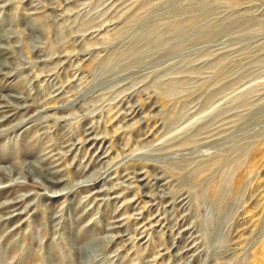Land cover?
I'll use <instances>...</instances> for the list:
<instances>
[{
	"label": "rangeland",
	"instance_id": "374dc122",
	"mask_svg": "<svg viewBox=\"0 0 264 264\" xmlns=\"http://www.w3.org/2000/svg\"><path fill=\"white\" fill-rule=\"evenodd\" d=\"M21 198L0 264H264V0H0Z\"/></svg>",
	"mask_w": 264,
	"mask_h": 264
},
{
	"label": "bare ground",
	"instance_id": "6f19581e",
	"mask_svg": "<svg viewBox=\"0 0 264 264\" xmlns=\"http://www.w3.org/2000/svg\"><path fill=\"white\" fill-rule=\"evenodd\" d=\"M14 97V96H13ZM5 99V98H4ZM2 101H4V100H2ZM6 103V102H5ZM7 105V104H6ZM8 106V105H7ZM16 106V105H15ZM3 108L5 107V105H3L2 106ZM17 109H16V111H18V110H21V108H23V107H16ZM43 159V158H42ZM44 160V159H43ZM30 165V167L31 168H33L34 169V172L35 173H38V174H41V175H45L43 178L45 179V180H49V182L50 183H52V184H56V183H58L59 181H55V180H53L52 178L54 177L53 176V174H55V173H57V171H53V167H47L46 169L44 168V171L42 170H40L39 169V166H38V162L37 161H33L32 163H30L29 164ZM50 176H53V177H50ZM42 177V176H41ZM102 192V190H97V191H95L94 192V194H100ZM59 195H62L61 193H57V192H54L53 193V195H52V197H57V196H59ZM96 196V195H95ZM22 198L20 199V200H17L16 202L13 200H10V201H8V202H6V203H4L2 206H0V208L2 209V211L3 210H5V211H3L5 214H10L9 215V217H7V219H10L11 217L12 218H16V217H19V215H21L22 213H24V212H19L18 210H19V204L22 202ZM25 210V209H24ZM1 211V212H2ZM18 211V212H17ZM116 228L117 227H119L118 225H116L115 226ZM92 244V243H91ZM90 244V246L89 247H87V246H85L84 248H83V251H86L87 253H89L90 255H95L96 253H98L97 252V249H95V245L93 246V244L91 245ZM185 250H188V249H185Z\"/></svg>",
	"mask_w": 264,
	"mask_h": 264
}]
</instances>
